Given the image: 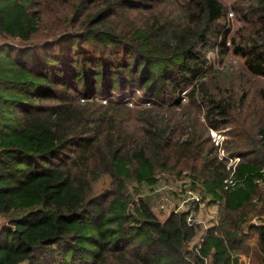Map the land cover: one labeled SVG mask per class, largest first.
Instances as JSON below:
<instances>
[{
	"label": "trees",
	"instance_id": "16d2710c",
	"mask_svg": "<svg viewBox=\"0 0 264 264\" xmlns=\"http://www.w3.org/2000/svg\"><path fill=\"white\" fill-rule=\"evenodd\" d=\"M160 2L0 0V264H236L250 251L263 258L264 223L247 224L264 220V185L253 181L264 171V120L243 137V125L232 126V169L197 137L173 140L164 113L131 111L117 99L140 89L166 111L187 89L205 102L210 126L239 120L237 105L206 85L204 48L228 50L224 5L185 0L183 17L154 13L142 26L120 15L154 12ZM239 14L232 53L264 81V0H246ZM53 19L65 29L34 41ZM257 96L264 108V84ZM156 168L185 170L223 201L199 243L191 245L200 228L187 221L191 209L160 220L126 193L127 183H152ZM102 176L109 182L95 190Z\"/></svg>",
	"mask_w": 264,
	"mask_h": 264
},
{
	"label": "rangeland",
	"instance_id": "374dc122",
	"mask_svg": "<svg viewBox=\"0 0 264 264\" xmlns=\"http://www.w3.org/2000/svg\"><path fill=\"white\" fill-rule=\"evenodd\" d=\"M71 1L77 2L78 0ZM220 1L225 9V14L220 20V25L223 30L226 29L228 31L225 46L228 50L222 54L220 51L221 49L224 51V47L216 44L204 48L208 66L210 67L208 76L206 77V85L209 93L216 99L226 97L231 102H234L235 106L237 105L236 107L238 108H236L235 113L239 116L238 121L226 125L219 124L217 128L210 126L205 118V102H202L201 97H193L194 99L192 100L191 96L187 95V89L181 93L180 104L174 106H172L173 104L167 105L168 110L166 111L156 107L153 104L154 99L143 93L140 89H134L125 93V95L121 94L117 96V99L122 96L123 104L131 111L153 108L155 111L164 113L169 121L165 122L168 124V133L171 130L173 131L171 133L173 140L188 139L192 136L197 137L198 141L206 143V147L212 150V154H216L220 159H227L226 157H221V153L225 156L227 155V157H236V155L230 153L233 147L232 137L235 131V128H232V126L242 124L243 137V135L248 136L254 133L258 124L264 120V108L257 96V89L264 84V81L262 78L247 73L243 68L241 58L232 53V38L235 36L237 29L244 25L239 11L245 7L246 0ZM104 3L105 1L102 4ZM184 3L185 0H161L159 3L160 9L154 12L139 11L130 14L121 13L120 15L125 17L124 21L127 24L134 23L136 26H142L154 20L152 18L154 13L160 19L166 15H169V19L178 18V11L181 10V6ZM65 13H67V9ZM179 13L182 15L181 11ZM160 19L157 20L159 21ZM124 21L122 18L118 19L116 21L117 26H123ZM64 27V24H56L55 19L46 21L42 24L41 30L34 38V41L42 40L45 37L53 38L60 30L65 29ZM1 43H3V40L0 39ZM4 51V49L0 50V58L3 57ZM241 97H244L243 103L239 101ZM98 99L101 103L105 104L107 97H98ZM130 125L132 130H135L138 123L132 121ZM228 166L229 164H227ZM153 177L155 180L152 183L146 181H143L140 185L136 182L127 183L125 184V191L131 199H145L160 220H163L170 211L180 210L181 208L179 209V207L182 205L185 206L186 204L187 207L190 205V208H192L201 201L204 203L200 208L201 217L198 214L195 217L194 214L192 216L193 220L198 221L201 218H208L207 215H213V211L219 210V207L213 204L215 201L205 192L204 186L199 180H193L189 172L185 170L164 171L161 168H156ZM108 182L109 177L102 176L98 181L94 182V189L100 190ZM258 221L259 218L253 222L256 223ZM198 223L203 226L200 222ZM251 243L252 241L249 244Z\"/></svg>",
	"mask_w": 264,
	"mask_h": 264
},
{
	"label": "crops",
	"instance_id": "0c3cea01",
	"mask_svg": "<svg viewBox=\"0 0 264 264\" xmlns=\"http://www.w3.org/2000/svg\"><path fill=\"white\" fill-rule=\"evenodd\" d=\"M202 202L203 201H201L198 205H194L192 208H190V205L187 207V205L185 204V206L182 205L181 207H179V209L180 208H181L180 210H189V209H191V214L193 216L195 214V217H197L196 214L200 215V208L204 204ZM213 204L214 205H217L219 207V210L218 211H213L214 212L213 215H207V213H205L208 216V218H204V219L201 218L202 220L200 219L198 221H195L194 220L197 223L200 222L201 224H203V226L199 225L200 228H199L196 236L193 238V240L191 242V245L199 243L201 241V238L203 237L204 231L208 227L216 225L218 223V221H219V218L222 216V212H223V201L217 199ZM200 217H201V215H200ZM250 219L251 220L247 224L249 226L250 225H255V224L260 223V222H263L264 223V220L263 219L262 220L259 219L258 222L254 223L253 221L258 219L257 217H250ZM251 222H253V224H251ZM243 229H246V223L243 225ZM250 252L248 254H238L237 256H235V257H237L236 264H249V263L264 264V256L261 259V261L257 262V261H254V257H252V255H251Z\"/></svg>",
	"mask_w": 264,
	"mask_h": 264
},
{
	"label": "built area",
	"instance_id": "2783aa9c",
	"mask_svg": "<svg viewBox=\"0 0 264 264\" xmlns=\"http://www.w3.org/2000/svg\"><path fill=\"white\" fill-rule=\"evenodd\" d=\"M221 157H226L228 159V163H227V164H229L228 168L232 167V169L235 167L236 163L239 161V157H237V156L231 158V157H227V155L225 156L223 153H221ZM231 174H232V172H231ZM253 181L255 183H259V184L264 185V171H262V178L261 177H259V178L255 177V178H253ZM227 182L231 183L232 181H231V179H227ZM155 190H157V189H155ZM187 221L189 223L192 222L193 221L192 217L189 216L187 218ZM206 264H212V263L210 261H207Z\"/></svg>",
	"mask_w": 264,
	"mask_h": 264
},
{
	"label": "water",
	"instance_id": "95a60500",
	"mask_svg": "<svg viewBox=\"0 0 264 264\" xmlns=\"http://www.w3.org/2000/svg\"><path fill=\"white\" fill-rule=\"evenodd\" d=\"M251 224H253V222H251Z\"/></svg>",
	"mask_w": 264,
	"mask_h": 264
}]
</instances>
